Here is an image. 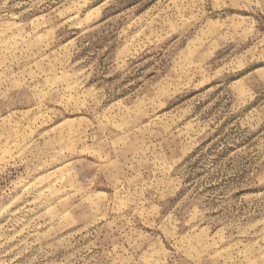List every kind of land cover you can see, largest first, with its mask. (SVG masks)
<instances>
[{"label":"rangeland","instance_id":"1","mask_svg":"<svg viewBox=\"0 0 264 264\" xmlns=\"http://www.w3.org/2000/svg\"><path fill=\"white\" fill-rule=\"evenodd\" d=\"M0 264H264V0H0Z\"/></svg>","mask_w":264,"mask_h":264}]
</instances>
